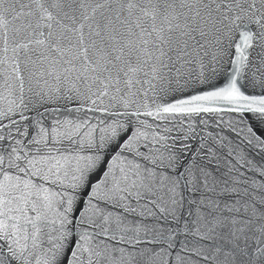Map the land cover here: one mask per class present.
Masks as SVG:
<instances>
[{
    "label": "snow or ice",
    "instance_id": "1",
    "mask_svg": "<svg viewBox=\"0 0 264 264\" xmlns=\"http://www.w3.org/2000/svg\"><path fill=\"white\" fill-rule=\"evenodd\" d=\"M0 264H264V0H0Z\"/></svg>",
    "mask_w": 264,
    "mask_h": 264
}]
</instances>
